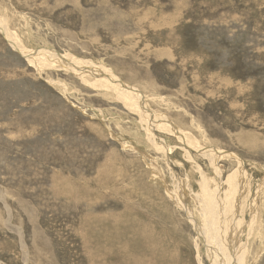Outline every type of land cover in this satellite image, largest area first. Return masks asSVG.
Returning <instances> with one entry per match:
<instances>
[{
    "label": "rangeland",
    "instance_id": "374dc122",
    "mask_svg": "<svg viewBox=\"0 0 264 264\" xmlns=\"http://www.w3.org/2000/svg\"><path fill=\"white\" fill-rule=\"evenodd\" d=\"M212 213L264 264V0H0V264H209Z\"/></svg>",
    "mask_w": 264,
    "mask_h": 264
},
{
    "label": "bare ground",
    "instance_id": "6f19581e",
    "mask_svg": "<svg viewBox=\"0 0 264 264\" xmlns=\"http://www.w3.org/2000/svg\"><path fill=\"white\" fill-rule=\"evenodd\" d=\"M19 47L21 48V45H19ZM28 58L33 60L31 55L28 56ZM124 89L126 90V88H124ZM133 94L131 95V92H128L127 96L125 98L133 100L135 98ZM207 153L211 157H216V156L220 155V152H215V151H207ZM230 195H232V194L230 193ZM233 196H235V194H233ZM229 204H231V203H229ZM232 205H233V203H232ZM232 210H233V207H227V209H226V211H229V212H231ZM223 212H224V210L221 211V216H222ZM214 213H215V211H214ZM214 213L210 214V217L208 219V223L206 222V225H207L206 227L209 228L208 229V235L209 236L207 235L208 240H209L208 244H209V248H210V252L208 253L209 264H235L239 261L241 256H238V253H235V250H233V249H236V248H234L233 243L230 242V239L235 240L237 238V233L234 230L229 232L230 228L232 227V225L235 222L234 218L231 217L229 225L226 226L225 225L226 223L224 224V222L222 223L221 220L219 221L214 216ZM224 213H226V212H224ZM219 216L220 215H218V218H219Z\"/></svg>",
    "mask_w": 264,
    "mask_h": 264
}]
</instances>
